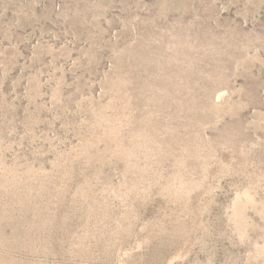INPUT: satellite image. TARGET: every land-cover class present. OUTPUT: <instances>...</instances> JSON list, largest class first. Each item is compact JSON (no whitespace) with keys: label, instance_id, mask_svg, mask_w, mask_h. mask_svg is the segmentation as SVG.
<instances>
[{"label":"rangeland","instance_id":"374dc122","mask_svg":"<svg viewBox=\"0 0 264 264\" xmlns=\"http://www.w3.org/2000/svg\"><path fill=\"white\" fill-rule=\"evenodd\" d=\"M0 264H264V0H0Z\"/></svg>","mask_w":264,"mask_h":264}]
</instances>
